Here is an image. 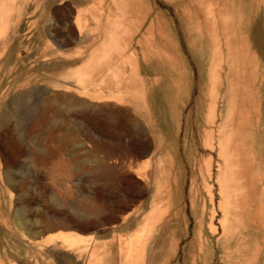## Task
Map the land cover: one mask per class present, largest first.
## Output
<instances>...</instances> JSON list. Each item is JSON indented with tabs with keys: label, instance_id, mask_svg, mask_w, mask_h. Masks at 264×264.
<instances>
[{
	"label": "rangeland",
	"instance_id": "rangeland-1",
	"mask_svg": "<svg viewBox=\"0 0 264 264\" xmlns=\"http://www.w3.org/2000/svg\"><path fill=\"white\" fill-rule=\"evenodd\" d=\"M12 1L14 0H0V12L8 10L4 19L0 20L2 31V26L8 24L7 28L5 27L6 35L4 31L0 32V264H132L127 262L126 254L121 252L123 248L127 249L128 239L138 240L139 235L136 236L137 232L134 231L143 229L141 224L145 225L142 223L144 213L147 215L151 211L147 205L155 188L150 189L139 179L137 171L153 172L156 165L159 166L160 158L165 168L164 164H169L173 157L183 177L179 183V208L182 216L178 218V224L176 221L165 222L156 230L148 245L145 264H264V124H245L250 106L249 101L245 99L246 85L242 86L244 82L241 83L244 73L237 70V64L241 62L239 54L245 52L247 47L253 46L264 57V0H211L212 3L210 0H203L210 4L202 0H139L143 14L147 11L145 15L148 16L146 15L142 28L126 48L123 61L129 66L128 62L132 61V65L133 58L136 59L134 64L138 59L136 64L138 63L140 73L146 78L147 90L145 98L129 96L123 103L105 102V85L109 83L108 78L105 80V72L109 73L110 70L105 71L104 66V70L98 73L93 68L105 61V57H101L100 53L105 55L101 49L104 45L102 43L105 42V21L109 14L107 6L111 5L115 12L119 0H15L14 4ZM213 1L217 3L214 4ZM211 4H214V8L216 5L217 9L212 10ZM202 5H206L207 11ZM91 6L92 9L89 8ZM76 8L82 9L78 18L75 16ZM189 8L191 15L186 14V9ZM59 9L64 11L63 24L58 21ZM208 9L214 14H210ZM224 14L222 22L221 17ZM198 16L200 22L197 20ZM74 20L83 25L85 41H81L83 37L78 35ZM147 20L151 21L154 27ZM206 21L212 24H207ZM159 22L162 26H169L173 42L177 44L187 66L188 72L185 71L181 83L177 81L174 71L166 65L159 49V44H162L158 34ZM198 24L202 27L199 28ZM208 25L211 29L214 25L212 33H215L216 29L219 30L218 33L211 34ZM224 25L225 28H222ZM60 28L63 35L57 34ZM71 28L74 31L71 32ZM142 34L147 38H143ZM218 34L220 38L215 40ZM149 39H154L155 42ZM91 46L92 50L97 49L98 52L94 53L97 55H94L89 63L92 69L84 68L83 61L91 53V49L86 48ZM217 46L222 50H217ZM232 60L237 64L234 62L233 66L230 63ZM93 61L97 63L94 64ZM218 64L220 67L217 69ZM212 67H215V70ZM211 70L217 75L210 72ZM81 77L85 79L88 91L104 92L103 100L92 101L91 98L78 95L77 90H81L78 79ZM214 78L220 82H215ZM188 80L192 87L190 96L186 95ZM210 103H215L216 106ZM231 108L237 110L233 111ZM13 111L19 116V123L11 118ZM209 114L211 118L214 114L217 117L214 115L212 121L208 117ZM207 120H211L214 125L210 121L207 124ZM95 125L103 129L106 125L111 132L99 134L94 130ZM207 128L215 132L209 130L208 133ZM231 128L234 131H231ZM187 132L189 136L186 139ZM234 132L237 133V139L235 135H231L235 134ZM225 135L229 138H225ZM210 136L213 138L208 142L216 140L213 142L217 145L215 151L204 147L207 137L210 139ZM218 137H222L221 141ZM138 139L148 145V151H143L141 145L131 142ZM186 140L201 163H205L201 173L197 174L196 183L193 181V167L185 148ZM242 146L249 152H245ZM219 148L221 153L224 150L225 154H222L226 158L225 162L231 161V166L229 163L224 164V158L218 152ZM14 149L18 150L15 157L19 162L9 173L5 156H12ZM225 149L232 151L229 153ZM253 152L255 158L252 156ZM209 153L213 154L214 159L207 168L206 162L212 158ZM248 155L249 160L246 157ZM230 156H233V160L227 159ZM242 159L246 161L244 164H240L243 163ZM218 162L222 166L224 164L220 170ZM236 162L239 163L238 168ZM245 163H249L253 171L256 169L253 188L251 183H248L249 187L247 185ZM240 165L245 167L244 170ZM177 169L169 172V183L173 185L176 184ZM218 176L221 178L219 181ZM205 181L207 186L213 184L210 188L214 186L211 188L212 192L214 189L213 204L215 203L216 212L219 214L215 212L217 219H214V223L211 222V216L214 214L211 209L214 206L212 207L210 202L211 192H207ZM220 188L224 189V193L230 191L233 198L228 192L225 193L229 196L226 197L230 198L229 206L233 204L230 207L233 213L230 220L232 222L226 237L217 223L222 217L218 207L223 196L222 192L220 194ZM252 190L258 193L253 191V196ZM140 194H143V197H140ZM136 197L142 200L144 206L141 202L133 201ZM174 198L177 197L174 195ZM252 200L257 205L251 203ZM173 202L174 199L171 204H174ZM172 207L173 205L170 211L173 210ZM245 208L249 210L246 211ZM18 210H21L24 218L29 221L24 228L16 216ZM203 211L204 235L201 249L200 241L195 240L194 230L198 220L202 219ZM251 215V218L256 216L255 219L260 215L259 219H263V222L256 219L257 222L252 223ZM80 223L90 225L91 228L80 229L76 226ZM208 223L217 224L219 233H213V227ZM62 225L73 226L66 228ZM133 229L132 233L136 234V237L129 236ZM72 234H77L79 238L75 241ZM114 238L116 240H113ZM178 240L179 244L175 245ZM121 241L124 242L123 248ZM192 242H196L198 247L193 257L187 249ZM151 251L153 253H150ZM120 253L123 254L121 257Z\"/></svg>",
	"mask_w": 264,
	"mask_h": 264
},
{
	"label": "bare ground",
	"instance_id": "bare-ground-1",
	"mask_svg": "<svg viewBox=\"0 0 264 264\" xmlns=\"http://www.w3.org/2000/svg\"><path fill=\"white\" fill-rule=\"evenodd\" d=\"M15 1V0H14ZM14 1H12V3L14 2ZM45 1V0H44ZM116 1V0H115ZM118 1V0H117ZM116 1V2H117ZM173 1H177V0H173ZM184 1V0H183ZM194 1V0H193ZM196 1V0H195ZM216 1V0H215ZM215 1H213V2H215ZM217 1H219V0H217ZM229 1V0H228ZM40 2V1H39ZM57 2V1H56ZM97 2V1H96ZM102 2V1H101ZM112 2H113V0H112ZM189 2V1H188ZM202 2H206V1H203L202 0ZM210 2L212 3V1L210 0ZM187 3V2H186ZM195 3V2H194ZM193 3V4H194ZM208 2H206V4H207ZM217 2H215L214 4H216ZM14 4V3H13ZM13 4H11V6L13 5ZM41 4V3H40ZM58 4H59V2H58ZM61 4V3H60ZM85 4V3H84ZM118 4V5H117ZM182 4V3H181ZM198 4H199V2H198ZM205 4V3H204ZM208 4H210V3H208ZM214 4H211L212 5V10H213V5ZM221 4H223V3H221ZM73 5V4H72ZM102 5V4H101ZM100 5V6H101ZM116 5L117 6H115V7H117L118 9L114 12L113 11V9H112V7H110L109 5L107 6L108 7V11L107 12H109V14L108 13H106V14H108V17H107V21H105L106 22V24H107V26L105 27V35H104V40H105V42H103L102 44H104L103 45V47H102V49L101 50H103L104 52H105V55H103L102 54V52L100 53V56L102 57V56H104L105 57V61H104V63H98L96 66L94 65V64H96L97 62L96 61H93L94 62V66L95 67H93V68H95L96 69V71H98V73H99V71L100 70H102L103 68H104V66H105V71L106 70H110V72L109 73H106L105 72V80H107V78L109 79V83L107 84V85H105V102L107 103V102H110V101H117L118 103H123V102H126L127 101V98H129V96H132V97H134V98H145V94H146V90H147V81H146V78L140 73V70H139V66L136 64V62L138 61V59H137V61H135V64L138 66H136L135 64H134V60H136V59H134L133 58V66L131 65V63H132V61H130V62H128V60L127 59H125V61H127L128 63H130V65L129 66H127V64L125 65L124 63V61H123V55L125 54V51H126V48L128 47V45H130L131 44V41L132 40H134V38L136 37V34H138V32L140 31V29L142 28V26H143V24L145 23V21H146V15H145V13L147 12H145L144 14H143V7H142V5L140 4V1L139 0H119V2H117L116 3ZM201 5V4H200ZM200 5H199V7H200ZM218 6H219V4H217ZM224 5H226L225 4V2H224ZM224 5H222L223 7H225ZM38 6V5H37ZM75 6V5H74ZM90 6V5H89ZM202 6H204L205 7V10L207 9L206 8V5H202ZM208 6V5H207ZM221 6V5H220ZM73 7V6H72ZM76 7H78V6H76ZM94 7V6H93ZM11 8H13V7H11ZM11 8H10V10H11ZM80 8V7H79ZM82 8V7H81ZM85 8H87V7H85ZM84 8V9H85ZM89 8H91L92 9V6L91 7H89ZM202 8V7H201ZM215 8L217 9V7H216V5H215ZM215 8H214V10H215ZM19 9V8H18ZM83 9V10H84ZM190 9L191 8H189V10L188 9H186L187 10V13L186 14H190L189 12H190ZM220 9V8H219ZM218 9V10H219ZM226 9V8H225ZM20 10V9H19ZM19 10H18V13H19ZM152 10V9H151ZM204 10V11H205ZM209 11H210V9H208ZM212 10L210 11V14H211V12H212ZM217 10V11H218ZM8 10L6 9L4 12H0V20H3L4 19V15H7L6 14V12H7ZM13 11V10H12ZM15 11V10H14ZM81 11H82V9H77L76 8V14H75V16L78 18V17H80L79 15H80V13H81ZM86 11H87V9H86ZM106 11V10H105ZM189 11V12H188ZM196 11V10H195ZM200 11H203V10H201L200 9ZM203 11V12H204ZM207 11V10H206ZM11 12V11H10ZM61 9H59V16H58V21H59V23L60 24H63V22H64V11L63 12H61ZM84 12V11H83ZM88 12V11H87ZM223 12V11H222ZM221 12V13H222ZM85 13V12H84ZM84 13H83V16H84ZM202 13V12H201ZM208 13V12H207ZM213 13V12H212ZM219 13V12H218ZM10 14V13H9ZM195 15H196V13H194ZM193 14V15H194ZM206 14V13H205ZM214 14V13H213ZM191 15V14H190ZM197 15H199V14H197ZM196 15V16H197ZM208 15H209V13H208ZM221 15V14H220ZM219 15V16H220ZM82 16V15H81ZM113 16V17H112ZM148 16V15H147ZM7 17V16H6ZM103 17V16H102ZM106 17V16H105ZM204 17H205V15H204ZM210 17V16H209ZM208 17V18H209ZM214 17H215V15H214ZM225 17V14L223 15V17H221V19L222 18H224ZM8 18H9V15H8ZM81 18H83V17H81ZM206 18V17H205ZM211 18V21H212V17H210ZM7 19V18H6ZM85 19V18H84ZM174 19V18H173ZM199 19V22H200V18H199V16L197 17V20ZM202 19V18H201ZM207 19V18H206ZM215 19V18H214ZM217 19V18H216ZM215 19V20H216ZM210 20V19H209ZM208 20V21H209ZM219 20V19H218ZM75 22H73L75 25H76V30H77V33H78V35H80V37H83L82 38V40L81 41H85L86 40V37L84 38V33H85V31H84V27H83V25H81V24H78L77 22H79L78 20H74ZM85 21V20H84ZM87 21H88V19H87ZM148 21V20H147ZM151 21H154V20H152L151 19ZM151 21H148L149 23L151 22ZM205 21V20H204ZM222 22H224L223 21V19L221 20ZM220 21V22H221ZM6 22V24H7V21H5ZM89 22V21H88ZM91 22H92V20H91ZM198 22V23H199ZM202 22V21H201ZM212 22H214V21H212ZM218 22V21H217ZM148 23V24H149ZM206 23L207 24H210V23H208L207 21H206ZM1 24V23H0ZM100 24V23H99ZM153 24V23H152ZM151 23H150V25H152ZM206 24V25H207ZM212 24V23H211ZM210 24V25H211ZM223 24V23H222ZM225 25H226V23H224ZM228 24V23H227ZM4 25V24H3ZM96 25H98V24H96ZM154 25V24H153ZM152 25V27H154ZM210 25H208V26H210ZM217 25V24H216ZM225 25L224 26H221L222 28L224 27L225 28ZM6 26H8V24L6 25ZM5 26V27H6ZM158 34H159V37H160V39H161V41H162V44L160 43L159 45V49L162 51V53H163V56H164V60H165V62H166V65L167 66H169V68L172 70V71H174V74H176V77H177V81L179 80V83H181V80L183 79V77L185 76V71L186 72H188V69H187V66L185 65V63H184V61H183V57H182V55H181V52L179 51V49H178V47H177V44H175V42H173V39H172V37H171V35H170V32H169V26H162V23L161 22H159L158 23ZM190 26V25H189ZM198 26H199V24H198ZM214 26V25H213ZM213 26H212V29H213ZM217 26H219V24L217 25ZM217 26H215L216 28H217ZM5 27H3L2 26V28H4V32L1 30L0 32H3L4 34H5V30H6V28ZM92 27V26H91ZM102 27V26H101ZM101 27H99V29L101 28ZM149 27V26H148ZM148 27L146 28V29H148ZM151 27V28H152ZM200 27H202L201 26V24H200V26H199V28ZM214 27V29H216ZM227 27V26H226ZM90 28V27H89ZM97 28V27H96ZM91 29V28H90ZM98 29V30H99ZM145 29V30H146ZM149 29H150V27H149ZM154 29V28H153ZM152 29V30H153ZM177 29V28H176ZM194 29V28H193ZM212 29H211V26H210V28H209V32H211V34H213L212 33ZM227 29V28H226ZM8 30V29H7ZM151 30V31H152ZM196 30V29H195ZM206 30H207V28H206ZM211 30V31H210ZM71 32L72 31H74L73 30V28H71V30H70ZM153 31H155V30H153ZM198 31H200L199 29H198ZM202 31V30H201ZM216 31H217V29H216ZM215 31V33H218V31L216 32ZM223 31V30H222ZM209 32H208V34H209ZM226 32V31H225ZM225 32H223V33H225ZM149 33V32H148ZM178 33V32H177ZM214 33V34H215ZM4 34H2V36L4 35ZM57 34L58 35H63V32H62V30H61V28L60 29H58L57 30ZM151 34V33H150ZM210 34V35H211ZM6 35V34H5ZM143 35V34H142ZM153 35H154V33H153ZM152 35V36H153ZM220 34H218V37H214L213 36V39L215 38V40H218V38H220V36H219ZM231 35V34H230ZM212 36V35H211ZM217 36V35H216ZM224 37H225V35H223ZM1 37V36H0ZM144 37H146L147 38V36L145 35H143V38ZM154 37V36H153ZM179 37V36H178ZM139 38V37H138ZM141 38V37H140ZM195 38H196V36H195ZM211 38V37H210ZM227 38H228V36H227ZM20 39V38H19ZM23 39V38H22ZM222 39V38H221ZM221 39H219V40H221ZM226 39V38H225ZM96 40V39H95ZM95 40L93 41V42H95ZM139 40V39H138ZM138 40H137V42H138ZM142 40V39H141ZM149 40H151V41H153L152 39H149ZM214 40V41H215ZM227 40V39H226ZM225 40V41H226ZM143 42V41H142ZM145 42V41H144ZM155 42V40L153 41V43ZM216 42V41H215ZM20 43V42H19ZM139 43V42H138ZM149 43H150V41H149ZM148 43V44H149ZM152 43V42H151ZM157 43H158V41H157ZM156 43V44H157ZM18 44V43H17ZM20 45V44H19ZM143 45V47L144 48H146L144 45V43L142 44ZM141 45V46H142ZM151 45V44H150ZM146 46H148L147 44H146ZM156 46V45H155ZM154 46V47H155ZM164 46V47H163ZM93 46H91V47H87L86 49L87 50H90L91 48H92ZM133 47H135V46H133ZM148 47H150V46H148ZM157 47V46H156ZM215 47V46H214ZM96 48H97V46H96ZM101 48V47H100ZM220 47L219 46H217V50L219 49ZM227 48V47H226ZM252 48V47H251ZM152 49V48H151ZM151 49H150V51H151ZM215 49H216V47H215ZM229 47H228V50L227 51H229ZM96 50L97 49H91L90 50V54L88 55V57L83 61L84 62V68L85 67H87V68H90L89 67V63H90V61H91V59H92V57H94V55H97V54H94V53H97L96 52ZM100 50V49H99ZM127 50H129V49H127ZM141 50V49H140ZM145 50V49H144ZM154 50V49H153ZM155 50H156V48H155ZM159 50V51H160ZM220 50H222L221 48H220ZM219 50V51H220ZM131 51V50H130ZM134 51L136 52V49H134ZM251 51V50H250ZM142 52H144L145 53V51H143L142 50ZM147 52V51H146ZM215 52V50L213 51V53ZM98 53V54H99ZM130 53V52H129ZM129 53L127 54V56L129 55ZM134 53V52H133ZM155 53H157V51L155 52ZM222 53V52H221ZM221 53H219V54H221ZM252 53H254V52H252ZM256 53V52H255ZM82 54H84V53H82ZM88 54V53H87ZM102 54V55H101ZM217 54V53H216ZM227 54V53H226ZM80 55V54H79ZM143 55V54H142ZM154 55V54H153ZM156 55V54H155ZM214 55V54H213ZM254 55V54H253ZM2 56V55H1ZM100 56H99V58H100ZM127 56H125V57H127ZM132 57H133V55H131ZM130 56V59L132 58ZM157 56V55H156ZM215 56V55H214ZM221 56V55H220ZM255 56H256V54H255ZM103 57V58H104ZM124 57V58H125ZM146 57H148V56H146ZM158 57V56H157ZM215 57H218V55L217 56H215ZM214 57V58H215ZM236 57V56H235ZM150 58V57H149ZM228 58V57H227ZM229 58H230V56H229ZM228 58V59H229ZM95 59V58H94ZM100 59H102V58H100ZM144 59H146V58H144ZM220 59V58H219ZM257 59V58H256ZM97 60V59H96ZM104 60V59H103ZM132 60V59H131ZM218 60V59H217ZM235 60H239V59H235ZM240 60H241V58H240ZM98 61V60H97ZM102 61V60H101ZM219 61V60H218ZM227 61V60H226ZM230 60H228V62H229ZM257 61V60H256ZM235 61L234 60H232V62H230V63H234ZM242 62H243V59H242ZM241 62V64H244V63H242ZM252 62V61H251ZM254 62V61H253ZM213 63V62H212ZM220 63V62H219ZM229 63V64H230ZM236 63V62H235ZM234 63V64H235ZM240 63V62H239ZM239 63L237 64V66L239 65ZM222 64V63H221ZM234 64H233V66H234ZM256 64V63H255ZM92 65V64H91ZM216 65H217V61H216ZM231 65V64H230ZM245 65V64H244ZM253 65V64H252ZM211 66V65H210ZM92 67V66H91ZM220 66H219V64H218V67H216L217 69L219 68ZM224 67V66H223ZM241 67V66H240ZM239 67V68H240ZM244 67V66H243ZM242 67V68H243ZM247 67V66H246ZM212 68H214V70H215V67H212ZM212 68H210V69H212ZM90 69H92V68H90ZM89 69V70H90ZM221 69H222V67H221ZM248 69V68H247ZM104 70V69H103ZM233 70H234V68H233ZM244 70H246V68L244 69L243 68V71ZM92 71H94V70H92ZM217 71V70H216ZM247 71V70H246ZM258 71V70H257ZM210 72H212V73H214L215 75H217L216 74V72H214V71H210ZM211 73V74H212ZM229 73V72H228ZM242 73V72H241ZM244 74H245V71L243 72ZM188 74V73H187ZM214 74H212V75H214ZM211 75V76H212ZM256 75V74H255ZM109 76V77H108ZM245 76V75H244ZM257 76H258V74H257ZM256 76V77H257ZM189 77V76H188ZM217 77V76H216ZM248 77H250V76H248ZM264 77V76H263ZM81 78H83V77H81ZM78 79V82H79V84H80V89L81 90H77V93H78V95L80 96V97H88V98H91L92 99V101H95V100H103V98H104V92L103 93H97V92H95V93H93V92H90V91H88L87 90V85H85V83H86V81H85V79L83 78V79ZM157 78V77H156ZM155 78V79H156ZM158 78H160V77H158ZM218 78V77H217ZM234 78V77H233ZM251 78V77H250ZM255 77H253V79H254ZM215 79V78H214ZM219 79V78H218ZM241 79V78H240ZM245 79V78H244ZM257 79V78H256ZM212 80V79H211ZM216 81L215 82H217L218 80L217 79H215ZM233 80V79H232ZM247 80H248V78H247ZM153 81V80H152ZM189 81V80H188ZM209 81H210V79H209ZM156 82V81H155ZM183 82V81H182ZM211 82V81H210ZM220 81H218V83H219ZM244 82V80L241 82V83H243ZM248 82V81H247ZM246 82V83H247ZM253 82V81H252ZM251 82V79H250V83H252ZM214 82H212V84H213ZM241 83H239V86H240V84ZM253 83H255V81L253 82ZM189 85H188V87H187V89H186V95H188V96H190V94H191V90H192V87H191V83H190V81H189V83H188ZM215 84V83H214ZM244 84H245V82H244ZM244 84H242V86H244ZM262 84V83H261ZM154 85V84H153ZM178 85H180V84H178ZM179 87V86H178ZM210 87H212L211 85H210ZM213 87L215 88L216 87V85H213ZM235 87V86H234ZM254 87V86H253ZM213 88V89H214ZM243 88V87H242ZM258 88V87H257ZM249 89H250V87H249ZM249 89H248V91H249ZM69 90H72V89H70L69 88ZM75 90V89H74ZM209 90V89H208ZM216 90V89H215ZM251 90V89H250ZM257 90V89H256ZM2 91V90H1ZM5 91V90H4ZM76 91V90H75ZM79 91V92H78ZM211 91H212V89H211ZM210 91V93H212ZM241 91V90H240ZM3 92V91H2ZM8 92V91H7ZM254 93V92H253ZM7 94V93H6ZM213 94V96H215L214 95V93H212ZM212 95H210V97H213ZM241 97V96H240ZM252 97H254L253 95H252ZM252 97H251V99H252ZM87 98V99H88ZM90 99V100H91ZM85 100V99H84ZM212 100V99H211ZM235 100V99H234ZM257 101V99H255L254 98V101ZM123 101V102H122ZM237 102V101H236ZM235 103V102H234ZM253 103V102H252ZM251 103V104H252ZM257 102H255V104H256ZM211 105H212V103H210ZM209 104V105H210ZM214 105H212V106H216L215 105V103H213ZM217 104V103H216ZM231 104V103H230ZM126 105V104H125ZM147 106V105H146ZM252 106V105H251ZM231 107V106H230ZM209 108V107H208ZM244 108V107H243ZM243 108H241L242 110H243ZM252 108H256V107H252ZM257 108H259L258 106H257ZM214 109V108H213ZM216 109V108H215ZM232 109V108H231ZM230 109V110H231ZM233 110V109H232ZM231 110V112H233L234 110H237V108H235L233 111ZM240 110V109H239ZM250 110H251V108H250ZM253 110V109H252ZM257 110V109H256ZM213 111H215V110H213ZM216 112V111H215ZM237 112V111H236ZM236 112L234 113V114H236ZM243 111H241V113H242ZM261 112V111H260ZM259 112V113H260ZM214 113V112H213ZM252 113H255L254 111L252 112ZM258 113V112H257ZM136 114V113H135ZM208 114V113H207ZM220 114V113H219ZM226 114H227V111H226ZM230 114V113H229ZM249 114H251L250 113V111H249ZM249 114H248V116H249ZM215 115V114H214ZM213 115V118L216 116H214ZM241 115H243V114H241ZM244 115H245V113H244ZM11 118H14V119H16V122H18L19 123V121H20V118H19V116L18 115H16L15 113H14V111L11 113ZM211 115L209 114L208 115V117H210ZM228 116V115H227ZM231 116H233V115H231ZM240 116V115H239ZM247 116V115H246ZM217 117V116H216ZM236 117H238V116H236ZM241 117H244V116H241ZM250 117H251V115H250ZM252 117H254V115L252 116ZM251 117V118H252ZM211 118V117H210ZM213 118H211L212 119V121L214 120ZM229 118V117H228ZM232 118V117H231ZM231 118H230V120H231ZM216 119V118H215ZM234 119V118H233ZM253 120H254V118H252ZM256 119H258V118H256ZM217 120V119H216ZM239 120H241V119H239ZM260 120V119H259ZM208 121V120H207ZM210 122H212L211 120H209ZM207 122V124L208 123H210V122ZM233 121V120H232ZM250 121H252V120H250ZM254 121H257V120H254ZM234 122V121H233ZM237 122V121H236ZM241 122V121H240ZM213 123V122H212ZM211 123V124H212ZM243 123H244V121H243ZM248 123V122H247ZM219 124H220V122H219ZM246 124V123H245ZM254 124V123H253ZM255 124H257V122L255 123ZM213 125H214V123H213ZM227 125V124H226ZM108 126H106L105 125V129H103V127L101 128L100 126H98V125H95L94 126V130L97 132V133H99V134H103V133H106V132H111L110 130H109V128H107ZM224 127V126H223ZM223 127H222V129H223ZM233 127V129H234V126H232ZM214 128V127H213ZM212 127H211V129H213ZM218 128V127H217ZM229 128V127H228ZM206 129V128H205ZM204 129V130H205ZM208 129V128H207ZM211 129H208V133L210 132L209 130H211ZM215 129V128H214ZM213 129V130H214ZM218 129H220V128H218ZM232 129V128H231ZM231 130V131H234V130ZM213 130H211V131H213ZM221 130V129H220ZM236 130V129H235ZM218 131V130H217ZM222 131V130H221ZM221 131H219V133L221 132ZM231 131H230V133H231ZM236 131H238V129L236 130ZM150 132V131H149ZM205 132V131H204ZM213 132H215V131H213ZM225 132V131H224ZM189 132H187V134L185 135L186 136V139H187V137L189 136V134H188ZM216 133H218V132H216ZM218 133V134H219ZM230 133H229V135H230ZM235 134H231L232 136L233 135H235V138L237 137L236 135H237V133L236 132H234ZM222 133H220V135H221ZM224 134V133H223ZM228 134V133H227ZM238 134H239V132H238ZM211 135V134H210ZM212 135H214L213 133H212ZM227 135H225V138H227L226 137ZM211 137V136H210ZM222 137H224V136H222ZM222 137L221 138H217L218 140H220V139H222ZM205 139H206V137H204ZM213 138V136L210 138V139H208V137H207V142H208V140H211ZM229 138V137H228ZM232 138V137H231ZM237 139V138H236ZM215 140V139H214ZM214 140H213V142H214ZM206 141V140H205ZM212 141V140H211ZM211 141H209L208 143L206 142V143H204L205 145H204V147H206L207 149H209L210 151H215L217 148V145L215 144V143H213V142H211ZM216 141V140H215ZM221 141V140H220ZM226 141H227V139H226ZM131 142H133L135 145H141L142 147H143V151H148L149 150V147H148V145L146 144V143H144L142 140H140V139H138V140H134V141H131ZM211 142V143H210ZM228 142H229V139H228ZM235 142H237V143H239V141L237 140H235ZM218 144V143H217ZM221 144H222V142H221ZM229 144H232V143H229ZM244 144H245V142H244ZM219 145V144H218ZM226 144L224 143V146H225ZM234 145H236V144H234ZM232 146V145H231ZM244 147H245V145H243ZM242 146V147H243ZM219 147H220V145H219ZM229 147V146H228ZM243 147V148H244ZM185 148H186V150H187V156H188V159H189V161H190V163H191V165H192V167H193V173H194V183H196V181H197V179H198V173L200 172L201 173V171L203 170V165L205 164V163H201V161H200V159L197 157V155L195 154V152H194V150L192 149V147L191 146H189L188 145V142H187V140L185 141ZM198 148V147H197ZM221 148H223V146H221ZM221 148H219L220 150L218 151L219 153H220V155H222V157H223V152H224V150H222L223 152L221 153L220 151H221ZM226 148V147H225ZM232 148H234V147H232ZM237 148V147H236ZM230 149V148H229ZM252 149H254V148H252ZM225 150H227V149H225ZM243 150H245V148L243 149ZM250 150H251V147H250ZM255 150V149H254ZM232 151V150H231ZM231 151H229V150H227V152H231ZM247 150H245V152H246ZM18 152V150L17 149H14V151H13V153H12V156H5V161H6V168H7V171L10 173V172H12L13 171V169L15 168V167H17V163L19 162H17V159H16V157H15V155L16 154H18L17 153ZM160 152V151H159ZM199 152V151H198ZM241 152V151H240ZM247 152H249V151H247ZM145 153V152H144ZM169 153H170V151H169ZM233 153L235 154V152H234V150H233ZM237 153H239L238 151H237ZM177 154H179V153H177ZM210 154V153H209ZM224 154H225V152H224ZM232 154V153H231ZM230 154V155H231ZM243 154V153H242ZM242 154H241V157H242ZM172 155H173V153H172ZM171 155V156H172ZM212 155L213 154H210V156L212 157ZM219 155V156H220ZM244 155V154H243ZM254 155V152H253V154H252V156ZM238 156L240 157V154H238ZM237 156V158H239ZM245 156V155H244ZM243 156V157H244ZM251 156V155H250ZM173 157V156H172ZM218 157V156H217ZM221 157V156H220ZM221 157V158H222ZM225 157V156H224ZM223 157V158H224ZM227 157V156H226ZM231 157L233 158V156H230V157H228L227 159L228 160H233V159H231ZM247 157V159H248V157H249V155L248 156H246ZM245 157V158H246ZM181 158V157H180ZM201 158V157H200ZM222 158V159H223ZM230 158V159H229ZM244 158V159H245ZM254 158H255V155H254ZM158 159H159V157H158ZM212 159H214L213 157L212 158H210V160L208 161V162H206V163H208V164H206L205 165V167H207V168H209V166H211V164L213 163L212 161ZM225 159L226 158H224V162H225ZM246 159V160H247ZM227 160V161H228ZM243 160V159H242ZM249 160V159H248ZM159 161H160V164H159V166H157L156 165V167H155V170L153 171V172H148V171H146V172H143V171H141V170H138L137 171V176H138V178L139 179H141L142 181H144L145 183H146V185L151 189L152 187L154 188V194H153V196H152V198H151V200H150V202L148 203V207H150L151 208V211L150 212H148L147 213V215L144 213V222H142V223H144L145 225H143V224H141L142 226H143V229L141 228V229H137V230H135L134 231V229L133 230H131V233L134 231V232H137V235L136 236H138L139 235V238H137L138 240H134L133 238H131V239H128L129 241L127 242V243H129L128 244V246H127V249L126 248H123L124 247V242L123 241H125V240H123V241H121V242H123V243H121V247L123 248V249H126V250H123L122 248V252L121 253H123V254H126V256H125V258H126V260H127V262H131L132 264H145L146 263V258H147V250H148V245H149V243H150V240L152 239V237H153V235L155 234V232H156V230L160 227H162V225L165 223V222H167V223H171V222H173V221H176V224H178V218H181V209L179 208V206H180V202H181V184H179L180 183V181H182L183 180V177H182V171H181V169H180V167H178V165L176 164V162H175V159H174V157L172 158V160H171V162L169 163V164H167V165H165L164 164V166H165V168H163V160L160 158L159 159ZM204 161V160H203ZM244 161L245 160H243V163L241 162V160H240V164H244ZM222 162V161H221ZM229 162H231V161H228L227 163L225 162L224 164L225 165H228V163ZM234 162V161H233ZM246 162V161H245ZM255 162V161H254ZM257 162H258V160H257ZM236 163H238V162H236ZM263 163V162H262ZM218 164H220V168H219V170L221 169V163H219L218 162ZM224 164H223V166H224ZM246 164V163H245ZM249 164V163H248ZM248 164H246L245 166H246V170H247V166L249 167V165ZM254 163H253V161H252V164L251 165H253ZM260 165V164H259ZM184 166V165H183ZM222 166V167H223ZM229 166H231L230 165V163H229ZM239 167V163L236 165V167ZM241 166V165H240ZM233 167H235V165L233 166ZM237 167V168H238ZM242 167V166H241ZM240 167V168H241ZM251 168H252V166H250ZM260 167V166H259ZM258 167V168H259ZM178 168V169H177ZM207 168H206V171H207ZM239 168V169H240ZM243 168H245V167H242V169ZM174 169H177L176 170V184L175 185H173L172 183H169V172H173V170ZM211 169V168H210ZM209 169V170H210ZM229 169V168H228ZM255 169V168H254ZM227 170V169H226ZM235 170H236V168H235ZM238 170V169H237ZM241 170V169H240ZM244 170V169H243ZM250 170H252V169H250ZM256 170V169H255ZM254 170V171H255ZM159 171H161L160 172V175L158 176V173H159ZM232 171H234V170H232ZM262 171V170H261ZM210 174L212 173V171L210 170V171H208ZM239 172V171H238ZM248 172H250V171H248ZM252 172V171H251ZM166 173V174H165ZM234 173H236V172H234ZM165 174V175H164ZM226 174V173H225ZM256 174V173H255ZM257 174H258V171H257ZM210 177H211V175H209ZM234 176H235V174H234ZM236 177V176H235ZM234 177V178H235ZM212 178V177H211ZM219 178V179H218ZM218 178H217V181H219V180H221V178H220V176H218ZM204 180V179H203ZM213 180V179H212ZM205 184H206V181L204 182ZM208 184V183H207ZM207 184H206V190H208L207 192L209 193V192H211V195H210V197H212V198H210V202H212V207L214 206V204H213V201H214V196H213V192H214V189H213V192L211 191L212 189V187H214V186H212L211 188H210V186L211 185H213V184H211L209 187L207 186ZM236 185V184H235ZM204 186V185H203ZM223 187V186H222ZM228 187H229V184H228ZM235 187V186H234ZM238 187V186H237ZM236 187V188H237ZM255 187V186H254ZM260 187V186H259ZM207 188H210V190L209 189H207ZM231 188V187H230ZM263 188V187H262ZM185 189V188H184ZM221 189V191H220V194H221V192L223 193V196H222V200H219V203H218V207H219V210L221 211V213H222V217H220L219 219H218V222L217 223H219L220 224V226H221V229H223V235H225V237L228 235V232L230 231V226H231V222L232 221H230L231 220V217H232V210H231V208L230 207H232V205L233 204H231V206H229V200H230V198H227V197H229L228 195H226L225 193L226 192H228V191H226L227 190V188L225 189V193H224V189L223 188H220ZM235 189V188H234ZM234 189H232V190H234ZM255 189H257V188H255ZM259 190H261V189H259ZM235 191V190H234ZM253 191H256V190H252V193H253V196H254V192ZM257 192V191H256ZM229 194H230V196H231V192L229 191L228 192ZM227 193V194H228ZM258 193V192H257ZM261 193H262V190H261ZM235 194V193H234ZM174 195H175V197H177V198H174ZM239 195H240V193H239ZM258 195V194H257ZM106 196H108V195H106ZM180 196V197H179ZM227 196V197H226ZM235 196V195H234ZM140 197H143V194H140ZM258 197V196H257ZM231 198H232V196H231ZM263 198V197H262ZM174 199V204H171V201ZM233 199V198H232ZM254 199V198H253ZM212 200V201H211ZM135 203L136 202H141L142 203V200L139 198V197H136L134 200H133ZM204 201H205V199H204ZM262 202V201H261ZM141 203H139V204H141ZM251 203H255V202H253V200L251 201ZM260 203V202H259ZM258 203V204H259ZM256 204V203H255ZM262 204V203H261ZM171 205H173V207H172V209L173 210H171L170 211V207H171ZM249 205H251V204H249ZM248 205V207H250ZM257 205V204H256ZM255 205V206H256ZM142 206H144V204L142 203ZM261 206V205H260ZM206 207V206H205ZM245 207H247V206H245ZM253 207V206H252ZM164 209V210H163ZM184 209V208H183ZM203 209H204V205H203ZM254 209H255V207H254ZM205 210V209H204ZM213 210V212L212 213H214L211 217V222L212 223H214L215 222V216H216V214H215V212L217 211V209L215 208V206L211 209V211ZM244 210H246V211H248L249 209H244ZM93 211H96V210H94L93 209ZM168 211H170V213L168 214L167 212ZM253 212H255V211H253ZM253 212H252V214H253ZM217 213V212H216ZM246 212H244V214H245ZM218 214V213H217ZM249 214V213H248ZM256 214V213H255ZM219 215V214H218ZM16 216H17V218L22 222V223H20V225H21V227L22 228H24V227H26L27 225H28V222L29 221H27L25 218H24V213L21 211V210H18L17 211V213H16ZM203 216H204V211H203V214H202V219H199L198 220V224H197V226L195 227V230H194V233H195V240L196 241H200V248L202 249V247H203V244H202V241H203V235H204V227H203ZM260 216V215H259ZM259 216H258V219H259ZM252 217V215L250 216V218ZM255 217L256 216H254V218H249L250 220H251V222L252 223H255V221H256V219H255ZM262 218V217H261ZM217 219V218H216ZM257 219V220H258ZM184 220H185V218H184ZM259 220H261V219H259ZM263 220V219H262ZM261 220V222H263ZM141 221H142V219H141ZM214 221V222H213ZM148 222H149V224H148ZM151 222V223H150ZM257 222V221H256ZM141 223V222H140ZM209 224V223H208ZM211 224V223H210ZM210 224H209V226H210ZM212 226H210V227H213V233L214 232H217L218 231V228H219V226L217 225V224H211ZM244 225V224H243ZM242 225V226H243ZM73 225H62V227H66V228H71ZM75 226V225H74ZM76 226H78L80 229H83V230H87V229H90L91 228V226L90 225H87V224H84V223H80L79 225H76ZM141 226V227H142ZM169 231H170V229H169ZM130 232V231H129ZM118 233V232H117ZM120 233V232H119ZM118 233V234H119ZM130 233V235L129 236H135V235H133V233L131 234ZM166 233V232H165ZM167 233H169V232H167ZM217 233H219V232H217ZM114 235V234H113ZM222 235V234H221ZM71 236H73L74 237V240L76 241V239L77 238H79L78 236H77V234H72ZM120 236H122V235H120ZM119 235H118V237H120ZM135 236V237H136ZM72 237V238H73ZM116 238V237H115ZM113 239V240H116V239ZM119 239V238H118ZM112 240V239H111ZM119 240H121V239H119ZM242 240V239H241ZM208 241V240H207ZM216 241V240H215ZM71 243H73V242H71ZM157 243V242H156ZM156 243H155V245H156ZM204 243H205V241H204ZM66 244H68V243H66ZM118 244V243H117ZM165 244V243H164ZM179 244V240L178 241H176V243H175V245H178ZM106 245V244H105ZM120 245V244H119ZM123 245V246H122ZM66 246V245H65ZM153 246V245H152ZM239 246V245H238ZM247 246V245H246ZM245 246V247H246ZM120 247V246H119ZM244 247V246H243ZM244 247V248H245ZM258 247V246H257ZM162 248H164V247H162ZM197 246H196V242H192L191 243V246L190 247H188L187 246V249H188V252H189V255L191 256V257H193L194 256V253H195V250H197ZM237 248V247H236ZM263 247H261V249H262ZM106 249V248H105ZM151 249V248H150ZM150 249H149V251H150ZM157 249H159V248H157ZM260 249V250H261ZM163 250V249H162ZM119 251V250H118ZM156 251V250H155ZM154 251V252H155ZM187 252V251H186ZM121 253H120V256L119 257H121L122 255H121ZM150 253H153L152 251L150 252ZM149 253V254H150ZM108 254V253H107ZM106 254V255H107ZM117 254H118V252H117ZM105 255V256H106ZM155 255H157V254H155ZM160 255H162V253L160 254ZM197 255V254H196ZM109 256V255H108ZM163 256V255H162ZM251 256V255H250ZM249 256V257H250ZM254 256H255V254H254ZM107 257V256H106ZM117 257H118V255H117ZM246 257V256H245ZM160 258V257H159ZM257 257H255V259H256ZM252 259H253V257H252ZM107 260H109V259H107ZM112 260V259H111ZM157 260V259H156ZM155 260V261H156ZM159 260V259H158ZM254 260V259H253ZM252 260V261H253ZM258 260V259H257ZM110 261V260H109ZM113 261V260H112ZM119 261V260H118ZM106 262V261H105ZM153 262V261H152ZM110 263V262H109ZM120 263V262H119ZM248 263H250V262H248ZM254 263V262H253ZM121 264V263H120Z\"/></svg>",
	"mask_w": 264,
	"mask_h": 264
},
{
	"label": "crops",
	"instance_id": "crops-1",
	"mask_svg": "<svg viewBox=\"0 0 264 264\" xmlns=\"http://www.w3.org/2000/svg\"><path fill=\"white\" fill-rule=\"evenodd\" d=\"M252 52H254V53H252ZM255 54H256V56H255ZM239 57L241 58V62H242V59H243V62L242 63H244L245 65L244 64H241V62H240V64L238 65L237 70H238V72L239 71L240 72H244L245 71V74H244L245 75L244 76L245 79H243L244 82H245L244 85H246V98L245 99H246V101H249V106H250L249 107V110H248V113H247V118H246L245 123L248 124V125H254L256 122H257V124H264V77H263L264 76V57L260 53V51L258 49H256V48H254L253 46H250V47L245 48V52H241L239 54ZM242 67L244 69L246 68L247 71L246 70L243 71V68ZM257 74H258V76H257ZM248 76H250L251 78L248 77ZM253 77H255V78L253 79ZM247 78H248V80H247ZM250 79H251V82L252 81L253 82L255 81V83H253V82L250 83ZM249 87H250L251 90L249 89ZM248 89H249V91H248ZM252 95L254 97H252ZM251 97H252V99H251ZM254 98L257 99V101L256 100L254 101ZM255 102H257V103L255 104ZM257 106L259 108H257ZM252 107H256V108H252ZM250 108H251V110H250ZM256 109H257L258 113L257 112L256 113H252L253 111H256ZM249 111H250L251 114H249ZM248 114H249V116H248ZM250 115H251V117L254 115V117H252V118H254V120H257V121H254L250 117ZM256 118H258V119H256ZM250 120H252V121H250ZM250 169H252V170H250ZM248 171H250V172H248ZM246 174H247V178H246L247 185H248V183H251L252 184L251 187L253 188V183H254V171H253V167L251 168L250 166L249 167L247 166ZM248 187H249V185H248ZM250 197L252 198V193H251V196Z\"/></svg>",
	"mask_w": 264,
	"mask_h": 264
}]
</instances>
